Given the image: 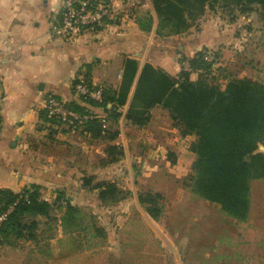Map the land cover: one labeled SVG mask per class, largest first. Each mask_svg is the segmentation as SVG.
<instances>
[{
  "label": "rangeland",
  "instance_id": "obj_1",
  "mask_svg": "<svg viewBox=\"0 0 264 264\" xmlns=\"http://www.w3.org/2000/svg\"><path fill=\"white\" fill-rule=\"evenodd\" d=\"M129 1L144 3L148 0H124L126 3ZM209 5L183 37V40L197 41L205 38L209 41L208 46H203L200 50L206 49L205 57L208 62L211 61L212 66L209 72L200 74L201 77L221 88L231 77H248L264 82V9L255 4L247 5V8L237 4L236 0H210ZM169 8L172 13L179 11V7L173 3ZM159 26L162 24L159 23ZM155 33L161 32L155 29ZM51 34L58 38L67 37L53 32ZM163 36L165 40H174L177 44L182 41L179 37L167 38L169 35L162 33L161 37ZM173 50L176 62L180 67L183 66L186 60H181V56L185 55L182 48L178 49L179 52L176 48ZM198 74L199 71L192 72L191 80H196L200 76ZM61 101L66 102L62 99ZM173 127L176 132L169 134L168 139H173L174 145L162 141L164 136L160 134L147 135L144 132L152 142L148 140L150 144H145L143 135L140 140H136L139 138L134 139L137 132H128L130 137L125 153L123 151L116 162L100 163L99 168L96 166L100 153L96 149L98 146L102 149L99 144L106 140L93 142L94 153L91 152L90 160L86 154L78 153L76 148L57 145V148L48 149L49 153L55 151L59 155H66L68 151L75 159L80 157L78 161H74L82 167L84 164L95 166L78 169L77 175L67 177L76 183L72 184L78 189L84 178L94 176L114 181L122 192L116 191L113 198L103 203L92 196L96 190L77 196L70 192L64 195L62 201L57 202V191L43 190L41 198L51 204L49 215L27 216L24 222L34 219L37 226L31 231L28 228L22 229V236L27 237L32 233L34 238H11L10 242L0 241V247L32 249L33 253L37 249L42 250L45 252L42 255L49 264L56 263L59 259L67 264L264 262V256L254 255L256 250L238 237L237 234L241 232L245 237L247 229L243 225L237 224L234 218L223 213L218 204L200 198L186 186L194 160L189 146L195 137L187 135L188 137L181 138L183 136L178 128ZM47 128L50 129L49 126ZM103 128L109 131L118 130L115 124L106 121ZM66 134L73 140H77V136L82 138L78 133ZM115 140L118 141L119 136ZM123 148L125 147L121 146L122 150ZM260 181L251 180L250 194L254 191L251 190L254 183ZM144 191L162 195V209L157 220L150 218L137 201V193ZM123 195L124 198H120ZM68 203L75 208L70 217L65 214ZM19 253L22 256L23 253Z\"/></svg>",
  "mask_w": 264,
  "mask_h": 264
},
{
  "label": "crops",
  "instance_id": "obj_2",
  "mask_svg": "<svg viewBox=\"0 0 264 264\" xmlns=\"http://www.w3.org/2000/svg\"><path fill=\"white\" fill-rule=\"evenodd\" d=\"M62 1L0 0V188L13 192L29 184L40 185V193L56 191L55 181L57 185L69 186L74 182L67 177L77 175L79 170L88 166L77 165L80 157L75 162V156L68 151L66 155H59L55 151L49 153L48 149L57 148V145L76 148L89 160L94 151V143L79 139V136L73 140L60 130L50 133L41 118L43 100L47 96L54 95L64 101L76 99L77 94L72 90L75 80L104 87L113 95L120 83L125 57L138 60L139 65L148 62L174 76L180 66L169 50L182 48L188 58L203 46H208L209 41L205 38L183 40L192 24L175 33L174 22H160L150 0L144 3L120 1L125 11L117 24L58 38L51 34V26L60 19ZM155 29L161 33L156 34ZM162 33L169 35L167 38L179 37L182 41L177 44L174 40H165ZM133 89L134 83L126 102L119 109V140H114V143L125 147V153L130 137L127 133L134 131L137 132L134 139L139 137L136 140H140L143 135L145 144L150 138L144 132L147 135L160 134L164 136L162 141L174 145L168 136L176 129L168 112L161 106L156 105L149 110V121L143 126L124 119ZM107 122L110 123L109 120ZM107 143L102 141L99 144L102 149L99 146L96 149L100 153L96 168L105 157ZM257 151L264 153V142L258 145ZM258 180L261 181L254 183L251 189L254 191L250 194L247 219L235 221L247 229L245 237L242 232L237 234L240 240L256 250L254 255L264 256V178ZM19 252L23 253L22 256ZM44 253L39 249L33 253L32 249L2 246L0 264H49ZM33 258H36L35 262H32ZM50 264L67 263L59 259Z\"/></svg>",
  "mask_w": 264,
  "mask_h": 264
},
{
  "label": "trees",
  "instance_id": "obj_3",
  "mask_svg": "<svg viewBox=\"0 0 264 264\" xmlns=\"http://www.w3.org/2000/svg\"><path fill=\"white\" fill-rule=\"evenodd\" d=\"M209 2L151 0L156 15L162 21L174 22L175 33L187 29L204 13ZM172 3L179 7L178 12L172 13L169 8ZM236 3L246 7L255 4L264 9V0H236ZM169 53L175 54V50H169ZM205 56L206 49L196 51L191 58L181 56V60H186L189 67L185 69L181 66L175 76L148 62L139 66L138 60L125 57L120 83L113 95L102 87L100 101L77 95L76 99L63 104L80 116H91L76 122L75 134L78 133L86 142L108 141L101 163H113L123 154L121 145L114 143L119 131L105 130L103 126L108 120L117 126L121 116L119 109L126 102L134 83L124 119L143 126L149 121V110L152 107L159 105L165 109L181 136L195 137L189 146L194 160L186 186L200 198L218 204L220 210L228 216L237 221H245L250 207V182L264 178V153L257 151L258 145L264 142V82L248 77H231L221 88L201 77L200 74L209 72L212 66L211 61L205 60ZM196 71H199L200 76L191 80V73ZM78 83L94 87L87 82L75 80L72 83L74 93ZM49 96L59 99L54 95ZM41 118L49 126L50 133L58 130L66 132L60 119L49 117L44 109ZM56 183L53 186L59 195L56 197L57 202L62 201L64 195L70 192L77 196L96 190L92 196L103 203L113 198L116 191L122 192L114 181L94 176L84 178L79 189L72 183L66 187ZM40 188L38 184H29L18 192L0 188V216L6 213L0 220L1 242H10L11 238L19 237L26 240L34 238L32 233L27 237L22 236V229L33 230L37 221L32 219L27 223L24 219L37 215L47 217L51 208L50 202L41 198ZM120 198H124V195ZM161 198L162 195L157 192L137 193L138 203L154 220L160 217ZM74 209L70 203L66 205L67 217H70Z\"/></svg>",
  "mask_w": 264,
  "mask_h": 264
},
{
  "label": "built area",
  "instance_id": "obj_4",
  "mask_svg": "<svg viewBox=\"0 0 264 264\" xmlns=\"http://www.w3.org/2000/svg\"><path fill=\"white\" fill-rule=\"evenodd\" d=\"M120 1L124 0H63L60 19L52 24L51 31L64 36H72L80 35L86 30L113 26L119 22L125 11ZM183 67L188 69L187 61L183 62ZM101 92V86L87 87L83 83L75 85L77 95H84L93 100L100 101ZM63 103L53 96H47L43 100V109L49 117L56 116L60 119L62 126L67 129L66 133L75 134L76 122L91 116H80L67 109ZM5 216L6 213H3L0 220Z\"/></svg>",
  "mask_w": 264,
  "mask_h": 264
},
{
  "label": "water",
  "instance_id": "obj_5",
  "mask_svg": "<svg viewBox=\"0 0 264 264\" xmlns=\"http://www.w3.org/2000/svg\"><path fill=\"white\" fill-rule=\"evenodd\" d=\"M181 47V46H180ZM179 52V51H178ZM12 145H14V142L12 143Z\"/></svg>",
  "mask_w": 264,
  "mask_h": 264
}]
</instances>
